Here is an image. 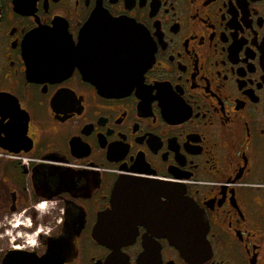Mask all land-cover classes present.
Here are the masks:
<instances>
[{
    "label": "flooded vegetation",
    "instance_id": "1",
    "mask_svg": "<svg viewBox=\"0 0 264 264\" xmlns=\"http://www.w3.org/2000/svg\"><path fill=\"white\" fill-rule=\"evenodd\" d=\"M38 262L264 264V0H0V264Z\"/></svg>",
    "mask_w": 264,
    "mask_h": 264
},
{
    "label": "water",
    "instance_id": "2",
    "mask_svg": "<svg viewBox=\"0 0 264 264\" xmlns=\"http://www.w3.org/2000/svg\"><path fill=\"white\" fill-rule=\"evenodd\" d=\"M44 52L45 55H43V59L46 62L45 65L52 68H58L63 60H69L68 56H63V54L58 53V49L53 46H45ZM104 91L114 92L116 90L107 89ZM171 204L173 205V207L174 205L178 206L180 204V201L172 200ZM177 209L180 210L179 208ZM186 211L187 213L183 212L182 215L179 213L178 218L179 220H181V224L179 223V225H177V227H175V229L171 231L168 236L171 238L172 243H174L178 247L181 253L188 257H194L197 254H200V244L202 238L205 235L207 223L205 220H203L201 214L197 210L196 205L190 200H188ZM108 236L98 233L94 235L96 239L104 242L107 240L106 238ZM37 264L40 263L38 262Z\"/></svg>",
    "mask_w": 264,
    "mask_h": 264
}]
</instances>
